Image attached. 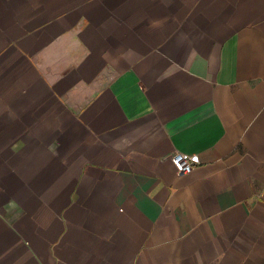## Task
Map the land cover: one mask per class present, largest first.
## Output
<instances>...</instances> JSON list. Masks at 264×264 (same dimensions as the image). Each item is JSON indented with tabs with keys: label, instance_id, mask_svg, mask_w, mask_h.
Instances as JSON below:
<instances>
[{
	"label": "crops",
	"instance_id": "crops-1",
	"mask_svg": "<svg viewBox=\"0 0 264 264\" xmlns=\"http://www.w3.org/2000/svg\"><path fill=\"white\" fill-rule=\"evenodd\" d=\"M0 264H264V0H0Z\"/></svg>",
	"mask_w": 264,
	"mask_h": 264
},
{
	"label": "built area",
	"instance_id": "built-area-1",
	"mask_svg": "<svg viewBox=\"0 0 264 264\" xmlns=\"http://www.w3.org/2000/svg\"><path fill=\"white\" fill-rule=\"evenodd\" d=\"M172 163L179 175H188L193 172L196 160L186 154L176 153L172 158Z\"/></svg>",
	"mask_w": 264,
	"mask_h": 264
}]
</instances>
